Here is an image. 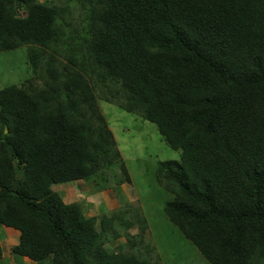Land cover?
<instances>
[{
	"label": "trees",
	"instance_id": "16d2710c",
	"mask_svg": "<svg viewBox=\"0 0 264 264\" xmlns=\"http://www.w3.org/2000/svg\"><path fill=\"white\" fill-rule=\"evenodd\" d=\"M60 1L0 0V52L24 47L44 81L0 90V238L20 231L12 254L161 264L154 246L148 256L107 248L120 237L115 219L131 228L128 209L88 217L53 189L98 177L101 190L121 193L129 181L103 100L155 123L181 151L160 164L177 194L165 211L199 253L211 264H264V0ZM133 218L143 236L146 219Z\"/></svg>",
	"mask_w": 264,
	"mask_h": 264
},
{
	"label": "rangeland",
	"instance_id": "374dc122",
	"mask_svg": "<svg viewBox=\"0 0 264 264\" xmlns=\"http://www.w3.org/2000/svg\"><path fill=\"white\" fill-rule=\"evenodd\" d=\"M38 2L49 5L64 4L60 0ZM80 13L79 9H73L71 18L76 23L80 21ZM28 60L24 47L0 52V90L9 85L44 88L43 79L38 77ZM99 103L100 111L114 133L131 180L122 186L121 193L115 188L101 190L98 177L90 182L80 180L57 184L53 189L63 196L66 203H81L88 217L120 216V210L128 209L123 219L131 223V228L124 229L125 225L115 219L112 225L119 229L120 237L108 245L109 250L115 251L121 246L120 249L136 252L140 247L142 255L148 256L150 254L145 253V246L150 245L154 246L151 254L155 253L154 256L160 259L161 264H211L199 253L196 246L183 236L165 211L166 203L173 197L162 184L158 167L162 162L179 161L181 151L169 147L155 123L103 100H99ZM119 177L123 181L126 180L122 171ZM136 211L147 221L148 228L143 236L141 220L131 219V215ZM6 230L9 229L5 228L3 234H6ZM18 233L19 231L15 235L7 234V238H0V243L5 248V256L0 260V264H12L9 260V250L19 241ZM134 241L141 245L131 247Z\"/></svg>",
	"mask_w": 264,
	"mask_h": 264
},
{
	"label": "clouds",
	"instance_id": "9594fccd",
	"mask_svg": "<svg viewBox=\"0 0 264 264\" xmlns=\"http://www.w3.org/2000/svg\"><path fill=\"white\" fill-rule=\"evenodd\" d=\"M25 15V14H24ZM115 106H117V105H115ZM120 108V107H119ZM124 111V110H123ZM128 113H130V112H128ZM132 114H135V113H132ZM139 116V115H138ZM141 118V117H140ZM147 120V119H146ZM112 131V130H111ZM112 134H113V140L115 141V143H116V145H117V149H118V143H117V141H116V139H115V136H114V133H113V131H112ZM118 151H119V153H120V155L122 154L121 153V151L118 149ZM121 157L123 158V156L121 155ZM124 159V158H123ZM122 159V160H123ZM124 162V161H123ZM124 164H125V162H124ZM161 164V163H160ZM160 164H159V167H158V172H159V168H160ZM126 166V165H125ZM127 169V168H126ZM120 173H121V171H119ZM127 172H128V176H129V181L131 180V177H130V174H129V171H128V169H127ZM125 174V173H124ZM159 174V173H158ZM126 180H128L127 179V177H126ZM125 180V181H126ZM77 181H80V180H77ZM81 181H84V180H81ZM129 181H127L126 183H124V185H126ZM74 182V181H73ZM123 185V186H124ZM165 187V186H164ZM165 189L167 190V192L169 193V194H171L172 195V199L171 200H169V201H172V200H174V199H176V196H177V194L175 193V192H171L167 187H165ZM6 229H9V228H6ZM10 229H13V228H10ZM13 230H15V231H19V230H17V229H13ZM7 233L4 235V236H2L1 238H3V237H5V238H7ZM19 236H20V231H19ZM18 239H19V237H18ZM1 241V240H0ZM19 243V241L17 242V243H14L12 246H14V245H16V244H18ZM0 245H1V247H2V250H3V255H2V258H0V260L1 259H3L4 258V252H5V248H4V245L3 244H1L0 243ZM11 246V247H12ZM9 253L11 254V255H13L12 254V250L10 249L9 250ZM14 256V255H13ZM14 257H16V256H14ZM18 258H20V257H18ZM24 258H28V257H23L22 259H24ZM28 259H30V258H28ZM31 260V259H30ZM32 261V260H31ZM34 262V261H33ZM18 264H21V263H18Z\"/></svg>",
	"mask_w": 264,
	"mask_h": 264
},
{
	"label": "crops",
	"instance_id": "0c3cea01",
	"mask_svg": "<svg viewBox=\"0 0 264 264\" xmlns=\"http://www.w3.org/2000/svg\"><path fill=\"white\" fill-rule=\"evenodd\" d=\"M6 233L7 234H17V231L13 230V229H10L7 231L6 230ZM19 234V233H18ZM3 247V246H2ZM10 254V253H9ZM4 256H5V252H4ZM9 260L12 262V264H18V263H21V264H36L35 262L31 261L30 259L28 258H24V259H21V258H18V257H14L13 255H9Z\"/></svg>",
	"mask_w": 264,
	"mask_h": 264
}]
</instances>
